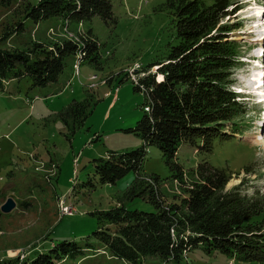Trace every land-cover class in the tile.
<instances>
[{"label": "rangeland", "instance_id": "rangeland-1", "mask_svg": "<svg viewBox=\"0 0 264 264\" xmlns=\"http://www.w3.org/2000/svg\"><path fill=\"white\" fill-rule=\"evenodd\" d=\"M28 2L0 0L1 47H24L35 40L49 44L76 38L91 28L100 43L101 57L100 64L84 59L79 67L82 54L68 55L59 78L47 85H34L28 76L0 84V264H22L24 257L48 251L65 239L76 240L85 250L67 256L61 264H264L261 259L241 258L237 250L209 248L205 243L190 247L180 262L147 254L135 263L103 249L105 245L93 232L104 227L115 230L116 224L102 210L120 200L132 209H156L143 196L124 197L136 170L114 182H102L94 159L110 150L144 144L139 134L128 130L146 112V91L134 88L140 82L139 73L131 69L140 64L144 71V66L168 54L178 42L176 20L167 0H112V20L96 14L82 21L70 19V23L60 14L37 21L26 12ZM234 4L236 13L225 19L228 23L237 19L239 28L228 35L242 44L233 84H251L258 66L264 67V55L259 56L264 51V13L257 11L264 8V0H234ZM127 70L130 74H125ZM122 77L126 79L120 81ZM86 97L92 110L74 129L71 117L66 121L62 111L73 99ZM252 101L242 102L239 124L227 123L231 136L214 137L213 150L182 143L177 157L184 167L189 170L207 159L233 171L227 188L240 184L248 194L264 191V111L259 112L260 106ZM140 173L160 175L162 191L170 199L182 192L157 144L147 145ZM9 196L16 205L2 210ZM88 242L92 247H85Z\"/></svg>", "mask_w": 264, "mask_h": 264}, {"label": "trees", "instance_id": "trees-1", "mask_svg": "<svg viewBox=\"0 0 264 264\" xmlns=\"http://www.w3.org/2000/svg\"><path fill=\"white\" fill-rule=\"evenodd\" d=\"M167 7L176 20L178 42L171 45L164 58L144 66L145 74L137 71L140 82L134 85L146 91V112L128 130L139 134L144 144L124 151L110 150L94 159L95 172L102 182H114L129 170H136L137 176L124 197L143 196L156 209H132L120 200L116 206L102 210V215L116 224L115 230L104 227L93 234L114 255L132 262H139L147 254L173 257V261L180 262L184 250L201 243L209 248L237 250L243 259L264 260V191L256 189L248 194L240 184L229 189L232 170L207 159L188 170L177 157L184 142L197 144L199 150H213L215 136H231L227 135V123L239 124L243 104L231 84L241 60L242 44L228 35L239 28L237 19L225 21L236 12L234 0H167ZM26 12L37 21L55 14L62 15L68 23L70 19L82 21L96 14L112 20L113 3L29 0ZM99 49L91 28L76 38L65 37L49 44L35 40L24 47L0 46V84L5 79L28 76L34 85H47L59 78L70 54L81 53L80 62L88 59L100 64ZM156 64L157 70L152 71ZM160 74L163 78L159 79ZM90 104L88 97L73 99L63 109V117L66 121L71 117L69 123L75 129L91 112ZM148 144L161 148L174 170V179L182 185V192L171 199L162 191L160 175L140 173ZM84 250L76 240L65 239L55 242L48 251L24 257L22 264H61L67 256Z\"/></svg>", "mask_w": 264, "mask_h": 264}, {"label": "water", "instance_id": "water-1", "mask_svg": "<svg viewBox=\"0 0 264 264\" xmlns=\"http://www.w3.org/2000/svg\"><path fill=\"white\" fill-rule=\"evenodd\" d=\"M16 205V200L9 196L5 202L1 204V209L5 211L11 210Z\"/></svg>", "mask_w": 264, "mask_h": 264}, {"label": "bare ground", "instance_id": "bare-ground-1", "mask_svg": "<svg viewBox=\"0 0 264 264\" xmlns=\"http://www.w3.org/2000/svg\"><path fill=\"white\" fill-rule=\"evenodd\" d=\"M258 13H261V12H263L264 11V8L263 7H259L258 8ZM264 16V15H263ZM256 71V70H255ZM264 72V67H262V68H259V70L257 71V73L255 74L256 75V78H258L259 79V83H261V74Z\"/></svg>", "mask_w": 264, "mask_h": 264}, {"label": "built area", "instance_id": "built-area-1", "mask_svg": "<svg viewBox=\"0 0 264 264\" xmlns=\"http://www.w3.org/2000/svg\"><path fill=\"white\" fill-rule=\"evenodd\" d=\"M140 65H138L137 67H139ZM129 71V70H128ZM131 71H133V74H136V72L138 71V69L137 68H135V69H131ZM142 72H144V71H142ZM141 72V73H142ZM138 73V72H137ZM129 74H130V72H129ZM138 78H139V75L137 76ZM148 104V103H147ZM149 105H146V109H148L149 110ZM67 211H71V208L69 207V206H67Z\"/></svg>", "mask_w": 264, "mask_h": 264}, {"label": "crops", "instance_id": "crops-1", "mask_svg": "<svg viewBox=\"0 0 264 264\" xmlns=\"http://www.w3.org/2000/svg\"><path fill=\"white\" fill-rule=\"evenodd\" d=\"M108 93V92H107ZM100 240V239H99ZM103 244L105 245V246H103L104 248L103 249H106V248H108L109 249V247L103 242ZM92 247V246H91ZM110 250V249H109ZM110 252H111V250H110ZM111 255H114L112 252H111ZM116 256V255H115ZM119 257V256H118ZM120 258H122V257H120ZM123 259H125V258H123ZM125 260H127V259H125ZM127 261H130V260H127ZM130 262H132V261H130ZM135 263H137V262H135Z\"/></svg>", "mask_w": 264, "mask_h": 264}]
</instances>
